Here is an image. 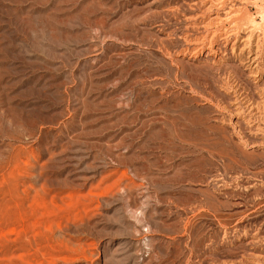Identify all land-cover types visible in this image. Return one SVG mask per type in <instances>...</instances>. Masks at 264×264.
Listing matches in <instances>:
<instances>
[{
	"label": "rangeland",
	"instance_id": "obj_1",
	"mask_svg": "<svg viewBox=\"0 0 264 264\" xmlns=\"http://www.w3.org/2000/svg\"><path fill=\"white\" fill-rule=\"evenodd\" d=\"M220 1L0 0V264H264V0Z\"/></svg>",
	"mask_w": 264,
	"mask_h": 264
},
{
	"label": "bare ground",
	"instance_id": "obj_2",
	"mask_svg": "<svg viewBox=\"0 0 264 264\" xmlns=\"http://www.w3.org/2000/svg\"><path fill=\"white\" fill-rule=\"evenodd\" d=\"M215 1H216V0H215ZM217 1H219V0H217ZM221 1H222V0H221ZM221 1H220V3H221ZM260 1H262V0H260ZM243 2H244V1H243ZM243 2H242V3H243ZM262 2H264V1H262ZM256 4H258V3H256ZM261 5H262V3H261ZM259 6H260V5H259ZM257 7H258V6H257ZM257 7H256V8H257ZM261 9H262V10H261ZM261 9H260V10L262 11V16H264V7H262ZM229 12H231V10H230ZM225 13H228V12H225ZM229 14H230V13H229ZM236 14H237V12H236ZM227 16H228V15H227ZM254 16H255V15H254ZM228 17H229V16H228ZM212 18H214V19H219L220 17L216 15L215 17H212ZM262 18H263V17H262ZM246 20H248V19H246ZM213 21H214V20H213ZM220 21H221V19H220ZM220 21H218V23H219ZM248 21H249V20H248ZM209 23H212V22L210 21ZM216 23H217V22H216ZM261 23H262V22H261ZM261 23H260V24H261ZM213 24H214V23H213ZM260 24H259V25H260ZM211 25H212V24H211ZM235 25H236V24H235ZM252 25H255V26L257 25V24L255 23V20H254V22H253ZM261 25H262V24H261ZM236 26H237V25H236ZM253 27H254V26H253ZM260 27H262V26H258V28H260ZM263 27H264V25H263ZM253 29H254V28H253ZM260 29H261V28H260ZM254 30H255V29H254ZM254 30H253V31H254ZM256 30H257V29H256ZM231 31H232V30H231ZM248 31H249V30H248ZM251 31H252V29H251ZM253 31H252V32H253ZM257 31H258V30H257ZM260 32H261V31H260ZM247 34H248V33H247ZM228 35H229V33H228ZM226 37H227V36H226ZM258 37H259V36H258ZM246 38L248 39V37H246ZM246 38H245V39H246ZM263 38H264V37H263ZM260 39H261V38H260ZM203 40H204V39H203ZM258 40H259V38H258ZM209 41H210V40H209ZM211 41H212V40H211ZM247 41H248V40H247ZM259 41H260V40H259ZM200 42L204 44V42H202V41H200ZM196 43H197V42H196ZM201 43H200V44H201ZM197 44H198V43H197ZM205 44H206V43H205ZM244 45H245V44H244ZM190 46H191V45H190ZM209 47H210V46H209ZM200 50H201V49H200ZM188 52H189V51H188ZM190 52H191V51H190ZM252 76H253V75H252ZM254 76H255V75H254ZM256 76H257V75H256ZM227 80H228V79H227ZM229 81H230V80H229ZM239 98H240V97H239ZM243 104H244V103H243ZM243 104H242V105H243Z\"/></svg>",
	"mask_w": 264,
	"mask_h": 264
}]
</instances>
